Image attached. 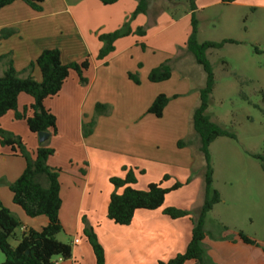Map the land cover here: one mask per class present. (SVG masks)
I'll return each instance as SVG.
<instances>
[{
    "label": "crops",
    "instance_id": "obj_1",
    "mask_svg": "<svg viewBox=\"0 0 264 264\" xmlns=\"http://www.w3.org/2000/svg\"><path fill=\"white\" fill-rule=\"evenodd\" d=\"M139 1L118 0L106 6L97 0H44L40 12L34 11L22 1H15L0 10V31H13L11 36L0 39V57L9 56L17 72L25 69L46 49L59 50L62 64L79 63L86 58L89 60V67L84 72L86 85H80L77 75L71 72L60 92L44 101V107L56 118V134L47 139L54 155L47 159V165L60 170L59 222L69 235H73V240L68 243L72 249L71 257L67 260L53 258L52 261L58 264L95 263L92 252L75 237L83 233L85 225L92 228L103 248L105 264H157L168 261L182 253L190 240L192 223L188 218L173 220L162 214L164 208L173 206L166 201L167 195L160 209L137 210L128 226L115 225L106 218V206L115 191L109 179L122 178L125 175L123 168L134 170L137 188L133 187L142 190L139 186L140 176L147 171L160 179L178 169L186 174L189 169H193L194 163L186 155L182 160L175 155L164 161L155 155L147 157V123L140 120L156 96L179 95L177 84L172 86L170 81L174 78L175 66L178 69L183 67L178 71L185 69L184 58L187 54L184 53L190 32V11L188 9L181 16L173 12L168 15L164 12L166 9L155 4L161 0H144L147 2L146 13L137 14L129 20ZM194 3L195 14L224 4L220 0H194ZM226 5L241 8L254 16L264 15V0H235ZM125 22H128L131 34L117 39L113 43V52L103 60H97L102 47L98 37L119 30ZM138 29L144 30L143 36L135 34ZM198 34L199 31L197 37ZM226 39L240 41L232 37ZM166 60H170L173 66L170 79L161 83L148 82V73ZM4 68L5 63H0V75ZM180 73L181 83L187 88V81V90L194 94L189 106L192 111L198 106V91L202 86H191L185 74ZM128 74L136 75L139 84L131 81ZM31 76L36 81L40 79L37 69H33ZM175 100H169L163 114ZM31 102L29 96L20 94L17 99L18 110L29 106ZM96 104L107 107L106 116H98L93 132L84 137L82 126L93 117ZM0 127L21 137L33 155L39 142L37 136L27 130L24 122L15 121L13 113L8 112L0 119ZM154 138V145L159 150L161 135L155 133ZM185 148L180 150L184 151ZM0 157L8 168V172L0 175V181H3L0 202L21 223L14 234L18 242L24 231H39L47 224V220L44 217L28 219L13 204L8 186L21 175L25 162L19 156H12L7 147H0ZM155 181H148L146 187L158 182ZM245 190L248 192L244 194L247 195L246 202L250 200V204H247L251 205L252 194H249V189ZM239 192L224 194V197L220 194L219 203L213 206L209 215L229 199L237 201L244 197ZM256 195L254 193V204ZM195 197L198 202L197 196L193 199ZM238 217L251 221L245 212H239ZM221 219L219 223L223 227L241 231L256 244L243 243L226 228L222 230L217 227L216 233L212 234L205 221L202 245L212 264H264V243L238 228L240 226H236L237 222H223ZM74 240L78 243L74 244ZM184 264L195 263L187 261Z\"/></svg>",
    "mask_w": 264,
    "mask_h": 264
},
{
    "label": "trees",
    "instance_id": "obj_2",
    "mask_svg": "<svg viewBox=\"0 0 264 264\" xmlns=\"http://www.w3.org/2000/svg\"><path fill=\"white\" fill-rule=\"evenodd\" d=\"M15 1H22L36 12L42 10L44 0H0V10L9 6ZM103 5H112L118 0H97ZM176 2L179 0H166ZM224 4H229L235 0H220ZM190 11V32L185 43V52L190 53L196 64L199 65L205 74L204 86L198 91V106L192 113V129L199 141V152L204 159L203 173V200L197 213L193 216L188 211L176 208H164L162 214L170 219L188 218L192 223L190 240L182 253L177 254L168 261H160L157 264H184L187 261H193L195 264H212L202 245L205 238V221L207 214L213 206L219 203L220 198L216 190L212 189L213 169L210 164L209 146L217 138L226 137L235 140V135L217 124L213 123L206 115L210 95L214 88V75L212 67L207 60L208 50L222 48L225 44H238L232 39H223L220 42L197 40V20L195 18L196 6L194 0H187ZM147 2L140 0L138 5L129 18L131 20L137 14H145ZM13 34L12 30H1L0 39L7 38ZM131 34L128 29V22L117 31L109 34L100 35L98 40L102 43L97 54V60H103L113 52V43L124 36ZM135 34L144 35L143 29H138ZM257 52L258 50L255 49ZM5 63V68L0 75V119L8 112L13 113L15 121L25 123L27 130L38 135L40 132L56 134V118L44 107L46 99L55 97L61 90L65 80L71 72H74L79 84L84 86L87 83L84 72L89 67L88 58L79 63L62 64L60 61V52L57 49L43 50L37 58L21 72H17L9 56L0 57V63ZM37 69L40 75L39 81H36L31 72ZM170 60H166L158 67L153 68L147 75V81L150 83H161L171 77ZM26 76H22V75ZM128 78L135 84H139L136 75L128 74ZM243 82L239 81V86ZM20 94L29 96L31 104L17 108V99ZM240 96L246 99L245 95ZM169 98L160 94L155 97L147 109V113L156 118H160L163 110L167 106ZM107 107L102 104L95 105L96 114H105ZM100 115V116H101ZM92 120L88 128L82 126L83 136L89 135L94 127ZM178 148L185 146L183 142H177ZM0 147L10 149L12 156H19L25 162V167L21 175L8 186L11 199L14 205L18 206L26 217L34 219L44 217L47 224L39 231L29 229L24 231L17 242L12 247L9 239L14 238L15 231L21 227L20 221L0 202V252L4 260L0 264H53L52 259L60 257L67 260L71 257V246L61 243L55 239V236L62 230L59 222V210L61 199L59 196V169L50 168L47 165V159L54 155V150L49 147L48 141L39 143L33 155L29 153L21 137L3 130L0 127ZM253 159L261 163V170L264 173V156L252 155ZM125 175L121 177H111L109 183L114 188L106 206V218L118 226H128L137 210L154 211L163 206L166 195L170 191L180 188L179 183H175L167 189L162 186L168 179L163 177L157 183H150L145 190H137L133 186L137 182V177L133 169L123 168ZM120 189V192L117 190ZM83 236L88 243L94 257V264H105L104 251L99 244L96 235L91 227L85 225ZM237 238L248 245H255L253 239L248 238L241 231L237 232ZM264 251V247H263Z\"/></svg>",
    "mask_w": 264,
    "mask_h": 264
},
{
    "label": "rangeland",
    "instance_id": "obj_3",
    "mask_svg": "<svg viewBox=\"0 0 264 264\" xmlns=\"http://www.w3.org/2000/svg\"><path fill=\"white\" fill-rule=\"evenodd\" d=\"M171 3L161 0L155 4H160L166 9L164 12L168 15L173 12L181 16L189 9L187 0ZM194 15L199 31L198 42H220L228 37L240 40L237 41L238 44H225L220 49L208 50L206 53L214 75V88L209 98L206 115L213 123L235 135V140L226 137L217 138L208 148L213 169L212 189L217 191L219 198L220 194L224 197V194L232 195L234 191H240L239 193L243 195L247 194L245 189H249V194H252L251 205H248L250 200L247 199L246 202L247 195L237 201L229 199L224 204L225 206H219L210 215L208 213L206 221L212 234L216 233L218 227L222 230L226 228V231L231 230L230 232L236 235L239 231L229 227L228 229L219 223L220 217L223 218L221 219L223 222L233 220L237 222L236 226H240L238 228H242L247 234L255 236L256 240L264 243V173L261 170V163L252 158V155L264 156V15L254 16L248 11L226 4L202 10ZM255 49L258 51L256 52ZM184 54H187L184 58V71H178L183 67L178 69L176 66L173 71V66H171L174 78L170 81V85L177 84L179 95L167 98L170 101L176 100L160 118L146 111L140 120L147 123L145 130L147 157L155 155L164 161V159H170L169 156L173 158L175 155L182 160L181 158L186 155L194 161L193 169H189L188 173L185 174L178 169L172 172L162 184L167 189L175 183L181 185L177 190L167 194L166 201L173 205L172 207L184 206L181 210L188 211L193 216L203 200L205 163L199 152L198 138L192 129L191 118L194 109L190 111L189 106L194 94L187 90V81V88L181 83L182 74L180 72L190 80L191 86L198 88L204 86L205 74L190 53L185 52ZM239 81L243 82L242 86H239ZM240 93L244 94L246 99L242 98ZM93 114V117L85 123V129L92 120L96 123L98 116L101 115L96 114L95 109ZM155 133L160 134L162 139L159 150L156 148L157 145H154ZM175 140L185 143L184 151L178 148ZM7 170L8 168L4 166L2 157H0V175L8 172ZM158 178L154 177L152 172L147 171L146 174L140 176L139 186L145 190V184L148 181L156 180L157 182L162 179V177ZM2 182L1 180L0 190L1 188L3 190ZM134 187L137 188L135 185ZM254 193L257 194L256 204L253 203ZM194 196H197L198 202L196 197L193 199ZM239 212L247 213L251 221L239 218ZM66 226L69 228L68 225ZM72 236L62 226L61 232L55 236V239L68 244L73 240ZM75 237L91 253L83 233L80 232ZM16 242L15 238L9 239L12 247L16 246ZM3 260L4 256L0 252V262Z\"/></svg>",
    "mask_w": 264,
    "mask_h": 264
},
{
    "label": "water",
    "instance_id": "obj_4",
    "mask_svg": "<svg viewBox=\"0 0 264 264\" xmlns=\"http://www.w3.org/2000/svg\"><path fill=\"white\" fill-rule=\"evenodd\" d=\"M49 136H50L49 133H46V132L38 133V135H37L38 142L43 143V142L47 141Z\"/></svg>",
    "mask_w": 264,
    "mask_h": 264
},
{
    "label": "built area",
    "instance_id": "obj_5",
    "mask_svg": "<svg viewBox=\"0 0 264 264\" xmlns=\"http://www.w3.org/2000/svg\"><path fill=\"white\" fill-rule=\"evenodd\" d=\"M77 243H78V241L77 240H74V244H77ZM53 264H58V263L57 262H53Z\"/></svg>",
    "mask_w": 264,
    "mask_h": 264
}]
</instances>
